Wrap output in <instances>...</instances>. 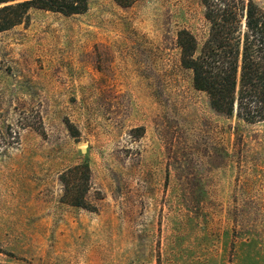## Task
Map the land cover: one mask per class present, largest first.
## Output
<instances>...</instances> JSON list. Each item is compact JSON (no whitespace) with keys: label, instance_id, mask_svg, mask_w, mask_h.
<instances>
[{"label":"rangeland","instance_id":"obj_1","mask_svg":"<svg viewBox=\"0 0 264 264\" xmlns=\"http://www.w3.org/2000/svg\"><path fill=\"white\" fill-rule=\"evenodd\" d=\"M203 14L91 0L0 34V264H264V122L215 112L180 64ZM83 163L94 212L60 201Z\"/></svg>","mask_w":264,"mask_h":264},{"label":"trees","instance_id":"obj_2","mask_svg":"<svg viewBox=\"0 0 264 264\" xmlns=\"http://www.w3.org/2000/svg\"><path fill=\"white\" fill-rule=\"evenodd\" d=\"M91 0H0V34L29 22L30 10L82 15ZM140 0H113L123 8ZM207 34L201 43L187 30L177 33L180 64L192 73L195 90L227 118L264 122V10L253 0H201ZM61 202L96 211L87 195L92 190L88 164L59 175ZM100 199V198H97Z\"/></svg>","mask_w":264,"mask_h":264}]
</instances>
